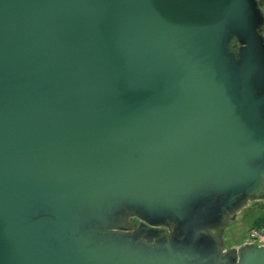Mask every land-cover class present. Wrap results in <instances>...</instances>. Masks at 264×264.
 I'll list each match as a JSON object with an SVG mask.
<instances>
[{"label": "water", "instance_id": "95a60500", "mask_svg": "<svg viewBox=\"0 0 264 264\" xmlns=\"http://www.w3.org/2000/svg\"><path fill=\"white\" fill-rule=\"evenodd\" d=\"M253 200L261 0H0V264H264Z\"/></svg>", "mask_w": 264, "mask_h": 264}, {"label": "rangeland", "instance_id": "374dc122", "mask_svg": "<svg viewBox=\"0 0 264 264\" xmlns=\"http://www.w3.org/2000/svg\"><path fill=\"white\" fill-rule=\"evenodd\" d=\"M264 12V1L261 3ZM264 217V200L248 201L246 206L236 214L228 226L222 230V236L225 239V248L239 247L245 243L249 229L260 224ZM131 223L137 220L132 218Z\"/></svg>", "mask_w": 264, "mask_h": 264}, {"label": "built area", "instance_id": "2783aa9c", "mask_svg": "<svg viewBox=\"0 0 264 264\" xmlns=\"http://www.w3.org/2000/svg\"><path fill=\"white\" fill-rule=\"evenodd\" d=\"M245 243L253 244L256 247L264 246V221L249 229Z\"/></svg>", "mask_w": 264, "mask_h": 264}, {"label": "trees", "instance_id": "16d2710c", "mask_svg": "<svg viewBox=\"0 0 264 264\" xmlns=\"http://www.w3.org/2000/svg\"><path fill=\"white\" fill-rule=\"evenodd\" d=\"M263 221H264V217L262 218L261 222H263ZM261 222H260V223H261Z\"/></svg>", "mask_w": 264, "mask_h": 264}, {"label": "flooded vegetation", "instance_id": "af4514ba", "mask_svg": "<svg viewBox=\"0 0 264 264\" xmlns=\"http://www.w3.org/2000/svg\"><path fill=\"white\" fill-rule=\"evenodd\" d=\"M264 0H261V3L263 2Z\"/></svg>", "mask_w": 264, "mask_h": 264}]
</instances>
